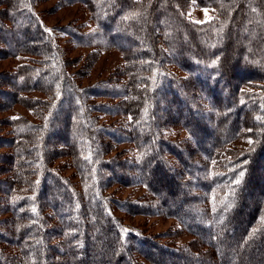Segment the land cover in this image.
<instances>
[{
    "label": "trees",
    "instance_id": "1",
    "mask_svg": "<svg viewBox=\"0 0 264 264\" xmlns=\"http://www.w3.org/2000/svg\"><path fill=\"white\" fill-rule=\"evenodd\" d=\"M40 1L0 0V59L25 57L0 72V112L21 105L35 117L0 129V264H207L204 250L216 264H264V0H58L90 12V31L55 28L93 47L84 58L38 17ZM194 3L213 17L193 21ZM108 49L122 54L121 81L79 88L74 75ZM175 127L184 145L167 138ZM241 136L252 142L226 149ZM120 142L134 154L112 153ZM115 184L142 185L148 204L134 205L176 219L192 247L127 240L105 192Z\"/></svg>",
    "mask_w": 264,
    "mask_h": 264
},
{
    "label": "rangeland",
    "instance_id": "2",
    "mask_svg": "<svg viewBox=\"0 0 264 264\" xmlns=\"http://www.w3.org/2000/svg\"><path fill=\"white\" fill-rule=\"evenodd\" d=\"M57 2L58 0H43L37 2L34 5L35 11L36 13H38V17L42 20L46 27L50 30L52 29V33L56 35L58 42L64 48H66L69 56H83L84 58V56L92 51L93 47L76 46L72 41L69 40L68 36H66L63 31H58L55 28L59 29L70 23H82V25H84L83 31H90L94 27V23L90 17V12L85 6L79 3L60 7ZM205 9L207 10V13L205 12ZM188 14L193 21L202 22L207 19H211L214 15V12L210 8L198 6L194 3L191 6ZM24 58V56H19L0 59V72L15 70L19 66V64L24 62ZM123 63V57L119 49H108L100 52L98 60L94 62V65L87 76L83 73H80L81 71L79 68L81 67V65L72 67L70 71H80L78 76L74 75L75 83L79 88H90L94 84L98 83V81H105L109 78L120 82L121 77L118 74V71L120 70V68H122ZM177 72L180 73L179 71ZM117 81H114V83L120 84ZM29 96L32 98H43L44 95L34 91L30 92ZM96 102L112 103L113 99L100 97L98 99L96 98ZM18 115L25 116L32 121H35V117L32 111L21 105H15L10 110L0 112V129L3 130L4 136L7 135L10 128H8L7 125H4L3 121H6V118L9 116ZM122 119L123 118L120 116H111L108 114L101 115V121L107 124H116ZM167 138H170V140L180 145H184L187 138V133L183 129L175 127L167 132ZM249 141V138L241 136L230 143V145L227 146L226 149H231V146L239 149L244 148L249 144ZM113 148L114 152L112 153H115V151L126 149L129 155L134 154L133 144L130 142L115 143ZM69 161L70 159L68 157H64L57 160L56 163L63 169L64 174L71 176V174L73 175L75 170L71 168V164H69ZM73 179L77 181L76 176H73ZM105 192L106 196L109 199V202L112 204L114 214H116L121 220V225L125 233V238L127 240L131 238L130 234L133 232L158 236L161 240L178 246L192 247L191 244H194V235L183 230L180 223L176 219L167 217L162 212H157L155 209L154 211L153 209L141 210L134 205L135 202H143L142 204H148L147 197L149 196L146 189L142 185L115 184L110 188H107ZM117 201L120 202L122 207H119V205L117 206ZM153 204L155 203L153 202ZM205 239L210 240L211 237L206 236ZM204 251L205 253L201 254L200 259L202 261L207 260V264H216L214 261V252H212V256L210 251ZM140 260L143 264H151L143 258H140ZM199 262H192L188 264H199ZM250 264L259 263L257 261H254Z\"/></svg>",
    "mask_w": 264,
    "mask_h": 264
},
{
    "label": "snow or ice",
    "instance_id": "3",
    "mask_svg": "<svg viewBox=\"0 0 264 264\" xmlns=\"http://www.w3.org/2000/svg\"><path fill=\"white\" fill-rule=\"evenodd\" d=\"M205 12L207 13V10H206V9H205ZM46 31H50V30H46ZM249 131H250V129H249ZM251 142H252V141L250 140L249 143H251ZM243 175H244L243 172H240V173H239V176H240V177H243ZM235 182H236V183H239L240 181H239V179H237ZM33 211H35V209H33ZM125 231H127V230H125Z\"/></svg>",
    "mask_w": 264,
    "mask_h": 264
}]
</instances>
